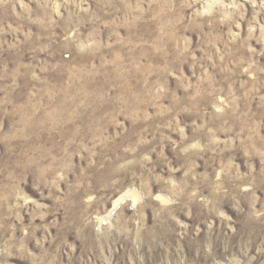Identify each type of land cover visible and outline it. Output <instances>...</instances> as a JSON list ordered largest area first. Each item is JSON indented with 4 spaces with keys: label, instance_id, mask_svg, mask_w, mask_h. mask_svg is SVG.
<instances>
[{
    "label": "rangeland",
    "instance_id": "rangeland-1",
    "mask_svg": "<svg viewBox=\"0 0 264 264\" xmlns=\"http://www.w3.org/2000/svg\"><path fill=\"white\" fill-rule=\"evenodd\" d=\"M0 264H264V0H0Z\"/></svg>",
    "mask_w": 264,
    "mask_h": 264
}]
</instances>
